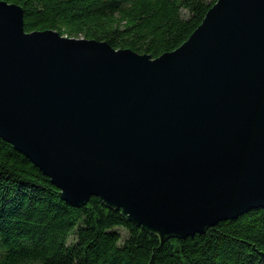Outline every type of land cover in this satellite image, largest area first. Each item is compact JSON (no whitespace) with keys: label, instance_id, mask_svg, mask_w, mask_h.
<instances>
[{"label":"water","instance_id":"1","mask_svg":"<svg viewBox=\"0 0 264 264\" xmlns=\"http://www.w3.org/2000/svg\"><path fill=\"white\" fill-rule=\"evenodd\" d=\"M0 138L162 242L264 208V0H218L157 58L27 32L0 0Z\"/></svg>","mask_w":264,"mask_h":264},{"label":"trees","instance_id":"2","mask_svg":"<svg viewBox=\"0 0 264 264\" xmlns=\"http://www.w3.org/2000/svg\"><path fill=\"white\" fill-rule=\"evenodd\" d=\"M1 1L24 9L27 32L56 30L157 58L180 47L218 0ZM0 264H264V208L162 242L98 197L70 205L0 138Z\"/></svg>","mask_w":264,"mask_h":264}]
</instances>
